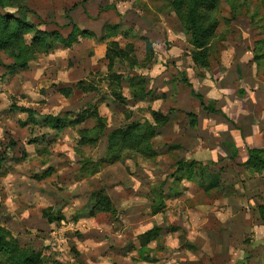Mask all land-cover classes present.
<instances>
[{
    "label": "rangeland",
    "instance_id": "374dc122",
    "mask_svg": "<svg viewBox=\"0 0 264 264\" xmlns=\"http://www.w3.org/2000/svg\"><path fill=\"white\" fill-rule=\"evenodd\" d=\"M3 2L0 16L9 18L10 29L15 21L23 29L10 44H0V226L21 246L40 252L44 264H232L236 255L237 264H259L264 251L249 249L252 233H242L239 225L260 223L251 205L264 206V172L242 166L249 179L235 183L223 161L246 155L242 121L237 127L235 121L264 116V0H217L216 10L203 12L218 22L207 70L192 64V49L170 0ZM109 26L115 27L107 31ZM74 27L92 38L77 36L70 47L49 37L36 40L37 32L65 39ZM110 43L131 46L128 57L134 63L115 60L112 68L121 76L122 105L107 89L104 55ZM132 78L134 88L136 79L144 80L146 97L131 99ZM80 81L94 91L76 89ZM61 90L70 92L64 96ZM212 90L217 99L210 97ZM195 95L221 114L205 112ZM88 106L105 119L106 133L135 121L154 124L153 112L174 118L176 132L157 127L152 159L125 153L119 163L81 179V160L101 159L106 137L80 146L78 132L91 129L93 121L54 131L42 118H63ZM20 110L32 111L37 123ZM188 113L197 116L193 129ZM234 150L238 160L231 158ZM215 153L224 156L213 159ZM178 163L193 164V181H173ZM99 190L115 214L92 215L86 209ZM158 195L164 208L153 215ZM229 204L234 213L227 212ZM48 208L64 220L48 224L42 213ZM152 228L161 231L149 242L144 235Z\"/></svg>",
    "mask_w": 264,
    "mask_h": 264
},
{
    "label": "trees",
    "instance_id": "16d2710c",
    "mask_svg": "<svg viewBox=\"0 0 264 264\" xmlns=\"http://www.w3.org/2000/svg\"><path fill=\"white\" fill-rule=\"evenodd\" d=\"M3 1L0 0V7H6L3 5ZM218 6L217 0H170L171 9L178 15V18L183 26L187 42L192 49L190 54L192 64L202 70L209 68V54L212 42L216 37L217 20H207L203 12H209L216 10ZM21 10L20 7H17ZM9 18L0 16V44L5 46L10 44L13 40L20 36V31L23 29L22 24L15 21V25L10 29L8 24ZM115 27V26H114ZM109 26L106 30L114 28ZM9 34L4 37V34ZM36 40H43L44 38H51L53 41L58 42L60 45L70 47L75 41L76 37L92 38V34L88 31H80L78 28H72V32L65 39H62L56 34H45L37 32ZM146 44L147 52L151 53V45L146 39H143ZM131 52V46L126 45L124 49H121L116 43H110L109 48L106 50L104 59L107 61V76L106 81L108 84L109 95L119 104L125 103L119 92V86L121 82V76L114 73L113 63L115 60L129 61L128 53ZM23 64L17 67H23ZM16 66H11L14 69ZM132 78L128 83L130 84L131 99L136 100L146 97L148 94L145 92L144 80L136 79V87L134 88ZM187 87H190L188 82L184 81ZM76 89L83 92L94 91L92 86L86 82H78ZM64 96L68 95L69 90L60 91ZM197 101L205 112L213 114H221L214 109L204 106L202 98L195 95ZM23 113H27L28 121L31 123H37L34 113L30 110H20ZM189 118V127L195 128L196 116L192 113L187 114ZM154 124H151L147 120L135 121L122 129H116L106 133V121L99 116L95 107L88 106L82 109L78 113L65 114V117H52L44 116L43 122L50 130L62 131L65 128H76L83 123L91 120L94 122V126L91 129H84L78 132V144L80 146H94L104 136L106 137V150L104 156L96 162L91 160H81L79 167V177L89 178L97 174L101 168L111 166L119 163L122 155L125 153H135L146 159H152L156 156L155 147L153 145L154 139L157 137V127L163 126L167 122V116H162L159 113H152ZM232 125V123H230ZM106 133V135H105ZM247 159L243 166L253 174H260L264 172V150L262 149H247ZM235 151L230 152L232 156ZM193 164L192 163H178L176 165L174 174L171 175L172 179L176 183L182 181H193ZM160 195V194H159ZM159 202H153L151 205L153 215L162 211L164 205L162 201L164 197L159 196ZM89 213H107L115 214L110 199L103 193L102 190L93 192L89 197V203L86 206ZM95 211V212H94ZM257 212L261 223L264 225V207H257ZM43 217L47 220L48 224L59 223L64 220L60 211L51 212V209L43 210ZM90 216V215H88ZM161 231L160 228H152L144 237L146 241H151ZM0 264H44V259L40 252H36L30 247L21 246L17 239L14 238L8 230L0 226Z\"/></svg>",
    "mask_w": 264,
    "mask_h": 264
},
{
    "label": "crops",
    "instance_id": "0c3cea01",
    "mask_svg": "<svg viewBox=\"0 0 264 264\" xmlns=\"http://www.w3.org/2000/svg\"><path fill=\"white\" fill-rule=\"evenodd\" d=\"M216 92H217V90H212L210 97H214L213 99H217L216 98L217 97ZM229 111L227 110L228 113H229ZM230 114H231V112H230ZM223 117H226L227 118L228 116H226L223 113ZM230 117H233V116H230ZM234 117H239V116H234ZM243 117L244 118H242V119L241 118H238V120L236 119L237 121H235V124L234 125L237 127V123H239V121H242V123L240 124V128L242 129L241 130L242 131V137H244V141L247 143V146H248L247 149H262V150H264V116H243ZM196 118H197V116H196ZM231 121H232V119H231ZM165 125H166V127L164 129L165 133H168L169 132L171 134H175L176 131H175V128H174V118H171V116H168L167 117V123ZM213 130L214 131L212 133L218 131L217 129H213ZM234 151H235V153L231 156V158L234 157L235 158L234 160H238V157L237 156H240V152H236V150H234ZM215 155H220L219 156L220 159H221V157L224 156L223 154H219V153L216 154L215 153V154H212L211 157L213 159H215V157H216ZM213 159H212V162L215 161ZM246 159H247V152H246V155L245 156L243 155L242 157H240V160L239 161L232 162L229 159L228 160L227 159H224V161H223L224 164H227L228 168L230 169V171L227 173L226 176L227 177H232V175H233L234 178H235V176L237 177L235 179V183H237L239 180L240 181H245V180L249 179L248 174L243 171V167H242L243 164L246 162ZM250 173H252V172H250ZM222 179L223 178L221 177V180ZM251 182H253L252 179L249 180L247 182V184H246L247 186H249L248 190H250V188H252V186L250 184ZM217 183H218V180H217ZM235 186H236V184H235ZM219 187H220V185H219ZM255 194L256 193H250L249 195L253 196ZM228 201H229V199H228ZM251 207L255 208V210H256L255 213L257 214L258 219H259V215H258V212H257V207H259V206H256L253 203L251 205ZM227 212L234 213L235 212V206L229 204V208L227 209ZM228 215L230 217L233 216V215H230V213H228ZM223 216H224V214L221 213V217H223ZM231 222H233L232 219H231ZM259 222L260 223L255 222L256 225L245 224L243 226V225H239V223L236 224V225H239V230L242 233H248V232L249 233H252V236H251L252 240L250 242L249 249L254 248L255 250H260V251L263 252L264 251V225L261 223L260 219H259ZM232 225H235V224L232 223ZM219 232L221 233V232H223V230H219ZM227 232L230 233L232 231L231 230H227ZM220 239L221 238L218 237V240H220ZM226 243L229 245V248L231 250L228 253V255L231 256V255H233L232 254V248H234V247L232 246V242H231L230 239H228ZM218 247H219L218 249H220V248L223 247V245L220 244ZM238 257L239 256L236 255V258L233 260L232 264H237V262L239 261L238 260L239 259ZM248 261H250V260H248ZM256 263H257V261L254 262V264H256ZM258 263L259 264L260 263L261 264H264V256L259 259Z\"/></svg>",
    "mask_w": 264,
    "mask_h": 264
}]
</instances>
